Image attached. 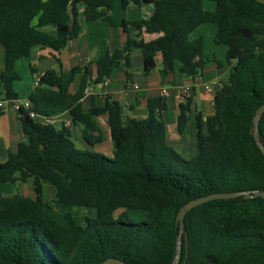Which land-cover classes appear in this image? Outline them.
<instances>
[{
	"label": "trees",
	"instance_id": "trees-1",
	"mask_svg": "<svg viewBox=\"0 0 264 264\" xmlns=\"http://www.w3.org/2000/svg\"><path fill=\"white\" fill-rule=\"evenodd\" d=\"M206 1L214 3L213 9L204 7ZM115 2L123 9L150 5L152 12L127 20L101 11L112 10ZM95 20L126 33L124 41L83 65L48 68L27 97L36 117L17 111L24 139L0 161V183L19 186L31 179L35 195L0 193V264H98L109 257L127 264H172L179 230L176 214L183 204L210 193L264 189V155L251 129L255 110L264 102V3L0 0L4 98H17L12 83L19 79V58L38 47L60 52ZM204 24L216 28L213 41L225 47L229 75L216 89L213 113L205 119L192 109L190 98L179 104L178 132L192 120L196 125L194 155L184 157L168 143L163 95L147 98L143 118L127 116L108 95L102 105H82L92 78L100 83L119 65L128 67L133 50L140 51L146 71L156 53L161 54L164 74L172 73L177 63L190 79L210 61L221 66L204 56L203 37L191 36ZM143 31L160 34L144 40ZM62 113L82 125L81 138L90 146L103 141L96 117L106 115L110 155L76 148L62 122L40 121ZM258 130L264 144V113ZM43 183L55 189L52 203L69 209L92 207L95 214L86 216L82 226L68 209L64 222L56 220L43 200ZM131 210L147 218L133 221L128 218ZM185 259V264H264V197L212 199L189 210L178 264Z\"/></svg>",
	"mask_w": 264,
	"mask_h": 264
},
{
	"label": "crops",
	"instance_id": "crops-1",
	"mask_svg": "<svg viewBox=\"0 0 264 264\" xmlns=\"http://www.w3.org/2000/svg\"><path fill=\"white\" fill-rule=\"evenodd\" d=\"M115 6L114 4L112 10L101 8V11L114 16L113 9ZM211 9H213V7L209 8V10ZM122 10L118 8V15L120 18L114 16L116 19L125 18L127 20H135L141 17L147 18L152 12V6L130 5L128 8L124 9L127 11L125 15L121 13ZM200 28L207 29L213 36L215 34L216 28L207 26V24L199 26L193 33ZM129 31H132V29L129 28ZM159 34L160 33L157 32L147 33L143 31L142 38L144 40H150L157 37ZM192 34L191 36L194 37ZM125 36L126 33L119 29L109 28L106 23L95 20L83 26L79 36L70 40L66 47L60 52H54L50 48H35L28 57L19 58L15 63V69L19 75V79L14 80L12 86L13 90L17 93V98L21 100L27 99L35 86V79L48 68L58 69L60 67L61 69L68 70L75 65H83L89 60L104 55L118 43H122ZM224 51L225 47L221 46L220 53L217 54L215 45L213 44L205 50L203 38L204 56L208 59L214 58L215 61H220L222 65L218 66L214 61H210L204 65L203 69L195 78L190 79L186 78L183 73L179 71L178 63L175 64V69L172 73L164 74L162 72V57L160 53H156L152 56V66L146 71L145 62L140 51L133 50L129 56V66L125 67L119 65L115 68L110 76L107 77L108 81L106 84L103 82L94 84L92 78L88 85L89 92L85 93L81 103L84 107L94 104L102 105L105 96L108 95L123 106L127 116L143 118L147 114V98L155 95H163L165 97L166 106L165 110L162 112V117L165 121L167 141L181 154L186 153L185 155L190 157L194 155L196 151L197 129L192 120L188 123L183 133L178 132L177 116L180 111L179 104L180 102H184L186 97H188L190 98L192 109L199 112L203 119H205L207 115L213 113L214 93L217 88L227 82L229 75V67L224 60ZM78 57H80V59H78ZM3 66L4 51L0 46V71L3 69ZM125 71L130 73V75L127 76ZM134 83L138 85L137 89L127 87V85ZM186 86L190 89L183 95L182 89ZM207 86L209 88H207ZM162 90H165V92ZM0 99L6 102L8 101L4 98V91L1 86ZM0 113V161H2L5 159L8 151L13 150L12 148L15 149L16 143L24 139V137L17 111L6 103L5 108L0 111ZM96 120L100 129L103 131L104 137H107L109 142L105 150L111 153V134L106 123V115H100L96 117ZM59 121L69 127L73 141L81 137L82 125L80 123H72L67 113L60 114ZM12 188H17L19 191L22 190L24 195L32 196L31 192L35 195L31 179L18 187H11L10 183H0L1 194L14 193L12 192ZM45 188L48 190L49 200L44 199V197L43 200L49 205V210L62 214L63 211L61 212V210L56 207V204L52 202L48 203L54 195V187L51 184L43 183L42 196Z\"/></svg>",
	"mask_w": 264,
	"mask_h": 264
},
{
	"label": "rangeland",
	"instance_id": "rangeland-1",
	"mask_svg": "<svg viewBox=\"0 0 264 264\" xmlns=\"http://www.w3.org/2000/svg\"><path fill=\"white\" fill-rule=\"evenodd\" d=\"M115 8L113 9V12H114V16L117 17V18H120L119 15H118V8H120L122 10V8L120 7V5L115 2ZM204 7L206 9H209V8H212L214 7V3L212 1H206L205 4H204ZM120 12V10H119ZM121 13H127V11H125L124 9L121 11ZM86 25V24H85ZM84 25V26H85ZM207 26H211V27H215L213 24H207ZM194 37L195 36H199V35H203V38H204V48L205 50L211 45H215V51L217 54L220 53V47L219 45L217 44H214V41H213V34H210L209 31L207 29H203V28H200L199 30H197L195 33L192 34ZM221 56V55H220ZM78 59H80V57H78ZM11 115L13 117V114L11 112ZM74 144L76 146V148H79V149H89V150H95V151H99V152H102L106 155H110V151L109 153L107 152V150H105L107 148V146L109 145V142L107 140V137H104V140L103 142L101 143H97L93 146H90L89 144H87L81 137H78L77 139L74 140ZM110 145L112 146L111 142H110ZM14 147V146H12ZM14 150V148H12ZM184 157H189V156H186L185 154L186 153H182ZM2 184H5V183H2ZM11 187L12 186H15V187H18L14 184H11ZM12 192H20L22 193V190H18L17 188H12ZM47 188L44 189V193H43V197L44 199L46 200H49V197H48V192H47ZM24 194V193H22ZM31 195L33 196L34 193L31 192ZM48 202V201H47ZM51 200L48 202L50 203ZM56 207H58L61 212L65 210H71L74 218L76 219L77 223L79 225H84V218L86 216H93L95 214V209L92 208V207H81V206H73L71 207L70 209L69 208H66L64 206H60V205H56ZM120 211H122L121 209L117 210L115 212V214L117 215ZM48 212L51 214V216L53 218H55L56 220L60 221V222H64L65 219H64V216H63V213L62 214H58L56 211H52V210H49L48 209ZM128 218L133 220V221H139V220H142V219H145L147 218L146 214L142 211H139V210H131L128 212Z\"/></svg>",
	"mask_w": 264,
	"mask_h": 264
},
{
	"label": "water",
	"instance_id": "water-1",
	"mask_svg": "<svg viewBox=\"0 0 264 264\" xmlns=\"http://www.w3.org/2000/svg\"><path fill=\"white\" fill-rule=\"evenodd\" d=\"M259 3H264V0H256ZM264 113V102L257 107L255 110V113L252 117V135L254 138V141L260 151L264 155V144L260 140L259 137V130H258V123L260 120V117ZM237 196H243L244 198H251L254 196H260L264 197V189L263 190H253V191H235V192H216V193H210L205 196L197 197L195 199H192L185 204H183L180 209L178 210L176 214V224L178 225V235L176 237V246H175V255L172 261V264H178L180 254H181V236L184 229V217L186 213L191 210L193 207L200 205L204 202H207L212 199H227V198H235ZM186 263V259L184 260L183 264ZM98 264H127L126 262L122 261L121 259L115 258V257H109L103 261H101Z\"/></svg>",
	"mask_w": 264,
	"mask_h": 264
},
{
	"label": "built area",
	"instance_id": "built-area-1",
	"mask_svg": "<svg viewBox=\"0 0 264 264\" xmlns=\"http://www.w3.org/2000/svg\"><path fill=\"white\" fill-rule=\"evenodd\" d=\"M107 78L106 80L103 81V83H107ZM39 79L36 78L34 81L35 85H38ZM127 87L129 88H134L137 89L138 85L136 83L131 84V85H127ZM207 88H209L207 86ZM189 87L186 86L184 89H182V94L185 95V93H187L189 91ZM163 92H165V90H162ZM89 92V87L86 88L85 93ZM8 103L14 110L19 111L20 109H23L27 112H29L30 117H36V114L30 110V102L28 99L25 100H21V99H12V100H8L7 102L3 99H0V111H2L5 108V104ZM40 121L44 124H56L59 123V115H55V116H45V117H41Z\"/></svg>",
	"mask_w": 264,
	"mask_h": 264
}]
</instances>
